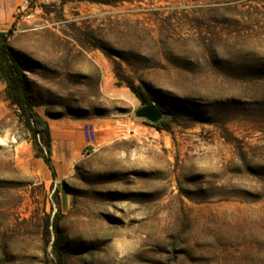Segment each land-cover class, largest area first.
Instances as JSON below:
<instances>
[{
	"label": "rangeland",
	"instance_id": "1",
	"mask_svg": "<svg viewBox=\"0 0 264 264\" xmlns=\"http://www.w3.org/2000/svg\"><path fill=\"white\" fill-rule=\"evenodd\" d=\"M27 6L7 44L34 110L96 144L53 177L0 75V264H264V0Z\"/></svg>",
	"mask_w": 264,
	"mask_h": 264
},
{
	"label": "crops",
	"instance_id": "2",
	"mask_svg": "<svg viewBox=\"0 0 264 264\" xmlns=\"http://www.w3.org/2000/svg\"><path fill=\"white\" fill-rule=\"evenodd\" d=\"M19 6H25L24 0H0V31L10 28ZM46 121L50 134L51 164L56 176L62 178L71 172L77 162L95 149V139L88 137L85 131L87 125L83 120L54 117Z\"/></svg>",
	"mask_w": 264,
	"mask_h": 264
},
{
	"label": "trees",
	"instance_id": "3",
	"mask_svg": "<svg viewBox=\"0 0 264 264\" xmlns=\"http://www.w3.org/2000/svg\"><path fill=\"white\" fill-rule=\"evenodd\" d=\"M11 32V28L7 31H0V75L6 82V91L9 98L20 108L26 126L31 130L34 136L40 135L44 141L45 150L44 153L39 156L42 157L44 163L50 169L51 175L55 177V169L51 164L48 123L46 119L34 110L35 102L27 92L24 75L7 44V38ZM127 86L139 98L143 105L150 103L149 98L139 86L135 85L132 81H127ZM148 124L150 123L148 122ZM151 125L159 127L158 124ZM57 262V264H63L61 257H57Z\"/></svg>",
	"mask_w": 264,
	"mask_h": 264
},
{
	"label": "built area",
	"instance_id": "4",
	"mask_svg": "<svg viewBox=\"0 0 264 264\" xmlns=\"http://www.w3.org/2000/svg\"><path fill=\"white\" fill-rule=\"evenodd\" d=\"M28 2H29V0H25L24 3L26 4V6L25 7L19 6L16 9L15 14L13 16V21H12L11 27H10L12 29V31L20 30L22 28L23 23H25V22L31 23L37 27L39 26V23L32 21L33 13L30 10V8L27 6ZM85 131H86L88 137H92V135H93L92 127L87 125Z\"/></svg>",
	"mask_w": 264,
	"mask_h": 264
},
{
	"label": "water",
	"instance_id": "5",
	"mask_svg": "<svg viewBox=\"0 0 264 264\" xmlns=\"http://www.w3.org/2000/svg\"><path fill=\"white\" fill-rule=\"evenodd\" d=\"M134 116L144 119L151 124H157L164 119L165 114L154 103H149L135 109Z\"/></svg>",
	"mask_w": 264,
	"mask_h": 264
},
{
	"label": "bare ground",
	"instance_id": "6",
	"mask_svg": "<svg viewBox=\"0 0 264 264\" xmlns=\"http://www.w3.org/2000/svg\"><path fill=\"white\" fill-rule=\"evenodd\" d=\"M110 92L112 93V95L121 97L122 99L129 98V94L125 90L112 89Z\"/></svg>",
	"mask_w": 264,
	"mask_h": 264
}]
</instances>
